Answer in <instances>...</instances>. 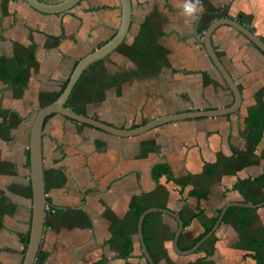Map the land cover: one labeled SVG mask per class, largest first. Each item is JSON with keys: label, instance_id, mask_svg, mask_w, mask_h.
<instances>
[{"label": "crops", "instance_id": "crops-1", "mask_svg": "<svg viewBox=\"0 0 264 264\" xmlns=\"http://www.w3.org/2000/svg\"><path fill=\"white\" fill-rule=\"evenodd\" d=\"M131 1L124 41L83 72L68 106L133 128L171 113L232 105L234 95L203 37L214 20L231 17L264 40V0H200L192 16L184 12L187 0ZM121 15L120 0H82L60 14L40 12L26 0H0V59L8 77L0 78V264H22L29 238V145L38 109L60 95L80 58L116 34ZM212 43L242 93L235 113L173 121L134 136L61 114L47 118L48 206L35 264H149L138 234L140 210L177 213L184 224L179 246L187 250L228 203L264 200V129L249 124L264 103V54L228 25L215 30ZM32 50L29 80L17 85L9 79L15 60ZM228 210L191 254L174 249L173 216L149 213L143 230L156 262L257 264L253 245L264 242V205ZM258 252L264 258V244Z\"/></svg>", "mask_w": 264, "mask_h": 264}, {"label": "water", "instance_id": "water-1", "mask_svg": "<svg viewBox=\"0 0 264 264\" xmlns=\"http://www.w3.org/2000/svg\"><path fill=\"white\" fill-rule=\"evenodd\" d=\"M27 3L34 9L48 14H60L68 11L75 5H77L82 0H61L58 2H49L47 0H26ZM121 3V24L116 32V34L101 45L96 50L88 53L84 57L78 60L77 65L73 69L69 80L60 95L52 102L45 104L38 109L37 115L35 117L29 145V167L31 175V187H32V197H33V210H32V222L30 227L29 238L23 257L22 264H35L38 257L41 240L43 237L46 212L48 201L46 197L45 188V174H44V164H43V150H42V138L43 129L47 118L52 114H61L70 119L76 120L78 122L96 127L98 129L120 135V136H134L138 134L145 133L159 125L178 121L182 119L200 118V117H216L235 113L239 111L242 105V93L241 90L232 77L231 73L219 57L216 52L213 43L212 36L215 30L222 26L228 25L235 28L241 34H243L250 43L254 44L263 54H264V40L258 36L253 30L248 26L243 24L237 19L231 17H219L214 20L208 27L203 37V43L206 50L213 61L216 68L221 73L222 77L226 81L228 87L231 89L234 95V101L232 105L225 108L216 109H205V110H195L181 113H171L162 117H157L147 123L133 127V128H117L106 122H103L95 117H91L82 113H79L69 106H67L68 100L78 82L83 72L92 64L103 59L112 51H114L125 39L132 18V1L131 0H120ZM264 205V200L258 203H240L232 202L225 205L220 212L216 222L211 227V229L198 240L191 248L187 250H181L179 246V239L182 234L184 224L182 218L172 210L165 208H149L146 209L139 218L138 223V234L141 241L143 254L147 259L149 264H158L153 258L145 237H144V221L147 215L151 212L158 211L162 213H167L173 216L178 221V228L174 237V249L179 254H191L198 250L217 230L220 223L222 222L227 210L231 206L247 207V208H257Z\"/></svg>", "mask_w": 264, "mask_h": 264}, {"label": "trees", "instance_id": "trees-1", "mask_svg": "<svg viewBox=\"0 0 264 264\" xmlns=\"http://www.w3.org/2000/svg\"><path fill=\"white\" fill-rule=\"evenodd\" d=\"M35 59V55H34V50H32V52L26 57V58H16L15 60V73L12 77H10L9 79L14 82L15 84L17 85H22V84H25L28 80H29V74H28V69H29V66L30 64L34 61ZM2 64H3V60L0 59V78L1 79H4V80H7L8 77H7V73L5 72V70L3 69L2 67ZM66 86V83L64 84L61 92L63 91V89L65 88ZM76 87V86H75ZM75 89V88H74ZM69 103H67V106H68ZM77 111V110H75ZM79 112V111H77ZM249 121H250V125L252 127H255L257 130H259V132L262 133L263 129H264V103H259L258 107L256 109H254L250 115V118H249ZM29 162V160H28ZM167 166V165H166ZM169 168V167H168ZM168 175H169V180L170 181H173V175L170 171V169H168ZM264 180V176L261 178L260 181ZM136 201L133 200V202L131 203V205L134 207V205L136 204L135 203ZM136 208V207H135ZM230 210V209H229ZM228 210V211H229ZM144 210H140L139 212V215H141V213L143 212ZM147 218V217H146ZM146 220V219H145ZM145 222V221H144ZM210 229H207L206 232L197 239L200 240ZM195 241V243L197 242ZM28 242V240H27ZM264 244V242L262 243H257L255 245H253V248H255L256 250V256H257V264H264V258L262 257L261 253L258 252L259 251V248ZM193 245H191L190 247L188 248H191ZM202 248L199 247L198 250H200ZM197 250V251H198ZM153 256V255H152ZM39 259V253H38V257ZM154 258V257H153ZM155 259V258H154ZM156 261V260H155ZM191 264H195V263H191ZM196 264H199V263H196Z\"/></svg>", "mask_w": 264, "mask_h": 264}, {"label": "clouds", "instance_id": "clouds-1", "mask_svg": "<svg viewBox=\"0 0 264 264\" xmlns=\"http://www.w3.org/2000/svg\"><path fill=\"white\" fill-rule=\"evenodd\" d=\"M198 6H200V0H195V3L193 0H187V2L184 4V12L187 16H192L197 13Z\"/></svg>", "mask_w": 264, "mask_h": 264}]
</instances>
